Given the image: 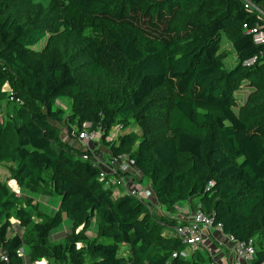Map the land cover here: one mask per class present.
I'll list each match as a JSON object with an SVG mask.
<instances>
[{"label": "trees", "instance_id": "obj_1", "mask_svg": "<svg viewBox=\"0 0 264 264\" xmlns=\"http://www.w3.org/2000/svg\"><path fill=\"white\" fill-rule=\"evenodd\" d=\"M261 16L264 0H0V101L7 93L14 112L0 120V162L15 165L21 190L57 200L46 218L0 182V264L212 263L163 234L177 221L113 196L121 173L102 179L94 151L69 141L84 124L166 211L200 205L224 234L252 240L264 264V44L250 33L264 31ZM63 99L66 115L55 108ZM66 221L71 232L53 242Z\"/></svg>", "mask_w": 264, "mask_h": 264}, {"label": "built area", "instance_id": "obj_2", "mask_svg": "<svg viewBox=\"0 0 264 264\" xmlns=\"http://www.w3.org/2000/svg\"><path fill=\"white\" fill-rule=\"evenodd\" d=\"M250 33L253 34L254 41L256 44L258 45L264 44V31H261V29L258 26L251 29ZM256 60L257 57H254L251 60L244 62V66H250ZM86 125L87 124H84L83 127H86ZM95 135L96 132L87 134L84 133V131L82 130V132L79 134V139L81 141L84 140V142H86L85 144L86 148L89 149L90 141L94 140ZM113 136H114V132L111 131L109 135V139H111ZM93 160L95 161L96 164L98 163V161L95 160L94 156H93ZM130 168H133V170L135 171L133 163L125 159L109 161V164L105 166V169L102 170V179H105L108 173L113 174L115 171H119L120 173H126L127 171H129L128 169ZM119 187L122 188L121 191ZM125 193H130L137 197V191L127 188L126 182L121 178L117 183V188L113 189V196L117 197ZM11 224H12V231H15L16 221L14 219H11ZM212 227H217L218 229L221 230V227L219 225L217 226L213 225L212 219L208 218L206 214L202 211L201 206L198 205L197 210L192 212L190 218L187 221L183 223L180 222L174 227L173 234L176 237H178L180 241L184 245L188 246L191 250H197L200 251L202 254H204V252L206 253L210 252L208 251V248H206L205 246V241L207 238L206 231H208ZM229 239L235 242L233 249V258L230 264H248L255 259V248L252 240L239 242L234 240L231 236H229ZM18 255L24 257L25 250L22 248L18 252ZM182 256L185 255L182 254ZM0 261L2 262L8 261V258L2 249H0ZM32 264H49V262L46 259H39L34 261ZM211 264H225V263L222 262L218 263L212 261Z\"/></svg>", "mask_w": 264, "mask_h": 264}, {"label": "rangeland", "instance_id": "obj_3", "mask_svg": "<svg viewBox=\"0 0 264 264\" xmlns=\"http://www.w3.org/2000/svg\"><path fill=\"white\" fill-rule=\"evenodd\" d=\"M41 1L46 2L47 0H41ZM68 13L74 17H77V14L71 8H68ZM261 18H262V20H264L263 16H261ZM86 34L92 35L97 40H99V38H100L98 33L91 31L90 28H88L86 30ZM221 50L227 56L226 60L224 61L225 68L231 69L236 63V56H235V53L231 47V44L225 38L222 40ZM4 89L8 91V87H5ZM245 97H246L245 90L236 94V99H237L238 103L243 102ZM55 108L62 110L64 112V114L66 115L70 110V101L66 100V99H63L61 101H56L55 102ZM13 117H14V112H13V109H11V107L8 104V98H7V93H6V95L0 101V120L2 122H5L6 120H11ZM60 126H61L62 130L66 129L64 126H62V125H60ZM83 131H84V133H87V134H91L93 132H96V135L94 136V140L90 141L89 149L91 151H94L93 156H94L95 160L98 161L97 166H99L101 170L105 169V166H107L109 164V161H110V159H109L110 152H109V150L104 149V143H102V141H101L102 132H100V130H98V126L95 127L93 125H88V124L86 125V127H83ZM112 131L115 132V129H112ZM157 133L161 134V130L158 131ZM75 134L79 138L80 133L77 130H75ZM84 147L86 148V145ZM102 148H103L104 152H98L97 151V150H100ZM105 150H106V152H105ZM14 169H15V165L13 163H11V162L9 163L7 161L0 162V182L6 183L10 187L11 191L14 192V194L16 195L17 201L19 203L24 202L25 198L27 197L29 200L32 201V203H35L34 205L36 206V210L38 213H40L41 216L46 217V218L50 217L53 214L54 210L57 208V200L56 199L41 198V196L35 194L34 192L30 193L26 189L21 190L18 187L15 180L13 179ZM145 182L148 183L147 181H145ZM14 190L17 192H15ZM137 197L139 199L143 200L139 194H137ZM34 218H35L36 222H41V220H42L41 218H39L37 216V214H35ZM15 228H16L15 231L19 232L18 227L15 226ZM70 232H71V226L66 221V222H64V225L61 228L55 230L52 233L51 240L55 243H64L66 235H68ZM87 234L89 236H91L93 233H92V231H89ZM188 251H189V248H187L186 252L188 253ZM204 257L207 258L206 252L204 254Z\"/></svg>", "mask_w": 264, "mask_h": 264}, {"label": "crops", "instance_id": "obj_4", "mask_svg": "<svg viewBox=\"0 0 264 264\" xmlns=\"http://www.w3.org/2000/svg\"><path fill=\"white\" fill-rule=\"evenodd\" d=\"M71 143H76L77 146H81L86 144L84 141H80L79 139L71 140ZM104 149H106L104 147ZM98 152H104L103 148L97 150ZM106 152V150H105ZM126 173H121L119 176L114 175L111 179L112 188H117V183L122 178L126 182V186L129 189H133L137 191V194L141 196V198L145 201L148 208L150 210H154L158 215L166 217L167 220H175L177 223L187 221L192 211L188 204H181L180 206H175L173 212L166 211V209L160 206L157 202L156 197L151 192L149 184L145 181L140 180L139 173L134 171L133 168L128 169ZM120 191L122 188H120ZM164 230L163 234L167 236L173 235V229L175 226L168 227ZM206 241L205 246L208 248L207 259H211V261L222 262L225 264H230L233 258V249L235 242L229 239V236L224 234L222 230L217 227H212L208 231H206ZM205 254V252H204ZM203 254V255H204ZM206 258V257H205ZM248 264H261L257 259H254L251 263Z\"/></svg>", "mask_w": 264, "mask_h": 264}]
</instances>
